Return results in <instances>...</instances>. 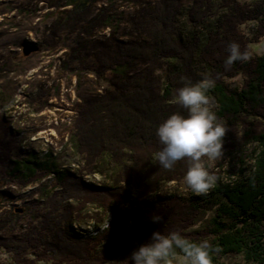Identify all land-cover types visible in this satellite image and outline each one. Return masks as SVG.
I'll use <instances>...</instances> for the list:
<instances>
[{"label": "trees", "instance_id": "obj_1", "mask_svg": "<svg viewBox=\"0 0 264 264\" xmlns=\"http://www.w3.org/2000/svg\"><path fill=\"white\" fill-rule=\"evenodd\" d=\"M220 7L221 14L215 0H194L188 12L191 29L184 32L179 25L182 5L176 0L156 2L146 21L148 42L118 41L111 49H99L106 73L135 59L147 64L144 73L128 79L120 97L84 105L75 120L74 151L91 167L107 157L114 166L110 185L85 183L77 171L60 170L50 154L44 166H30L27 160L1 164L5 175L17 176L23 185L53 178L50 189L42 192L39 205L46 214L38 228L0 242L13 264H126L157 231L177 232L188 243L208 240L212 264L236 258L264 264V54H250L249 61L225 69L231 42L250 53L252 38L240 25L252 22V37H264V0L250 8L239 0H221ZM161 65L167 76L153 87L151 98L144 77ZM206 76L216 81L208 95L218 119L229 128L223 149L239 155V168H230L235 178L229 182L214 173L217 182L205 195L168 193L166 184L184 181L190 165L182 160L170 171L159 165L156 154L163 146L156 130L174 113L187 115L176 101L177 90ZM237 76L243 77L241 85L227 81ZM248 147L253 148L250 155ZM88 207L97 209L98 226L83 236L72 224ZM153 216L161 219L153 222ZM175 256L184 257L178 248Z\"/></svg>", "mask_w": 264, "mask_h": 264}, {"label": "rangeland", "instance_id": "obj_2", "mask_svg": "<svg viewBox=\"0 0 264 264\" xmlns=\"http://www.w3.org/2000/svg\"><path fill=\"white\" fill-rule=\"evenodd\" d=\"M160 1L164 0H0V242L20 239L38 228L46 214L39 205L42 192L50 189L53 181L48 176L23 185L17 176L1 171L2 163L27 160L30 166H44L50 154L60 170L77 171L85 183L111 184L114 166L107 157L91 167L74 151L75 120L84 105L120 97L128 79L147 70L144 60L135 59L106 73L98 51L111 49L118 41L133 45L148 42L146 21ZM176 1L183 7L179 25L188 32V12L194 0ZM220 1L215 0L219 14L223 13ZM239 1L250 8L259 0ZM254 26L247 22L240 30L252 38L251 56H259L264 54V37H252ZM32 47L38 50L26 55L25 49ZM166 76L165 65L146 73L144 81L151 98L155 97L153 87ZM227 81L241 85L243 77ZM252 149L248 147L247 154ZM223 151L222 159L204 158V163L229 182L235 178L230 168L234 166L235 172L239 168V155L230 148ZM251 164L248 158V171ZM166 191L191 192L185 181L167 183ZM98 217L97 209L88 207L81 218L76 217L72 228L83 236L93 234ZM0 264H13L1 248ZM172 264L186 261L175 256ZM226 264L245 262L236 258Z\"/></svg>", "mask_w": 264, "mask_h": 264}, {"label": "clouds", "instance_id": "obj_3", "mask_svg": "<svg viewBox=\"0 0 264 264\" xmlns=\"http://www.w3.org/2000/svg\"><path fill=\"white\" fill-rule=\"evenodd\" d=\"M227 50L226 70L237 61L243 63L251 59L250 53L241 50L237 42H231ZM215 83V79L207 76L196 84L186 82L177 90L176 101L187 110V115L174 113L156 130L163 146L156 154L159 165L170 171L178 162L187 160L190 166L184 177L185 184L191 192L199 195L209 193L218 179L205 166L204 158L217 161L224 157L223 138L229 130L218 119L213 98L208 95ZM160 219V216L152 217L153 222ZM211 247L208 240L188 243L177 232L164 235L157 231L152 233L149 243L139 246L125 261L126 264H172L178 248L186 264H212Z\"/></svg>", "mask_w": 264, "mask_h": 264}, {"label": "water", "instance_id": "obj_4", "mask_svg": "<svg viewBox=\"0 0 264 264\" xmlns=\"http://www.w3.org/2000/svg\"><path fill=\"white\" fill-rule=\"evenodd\" d=\"M36 50H38L37 47L26 48V49H25V54L27 55V54H29L30 52H32V51H36Z\"/></svg>", "mask_w": 264, "mask_h": 264}]
</instances>
